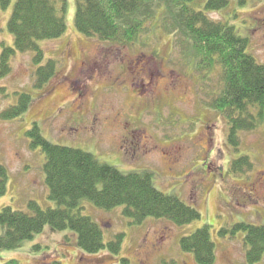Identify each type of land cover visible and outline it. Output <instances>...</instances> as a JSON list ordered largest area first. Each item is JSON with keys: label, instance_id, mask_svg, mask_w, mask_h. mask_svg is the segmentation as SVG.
<instances>
[{"label": "rangeland", "instance_id": "374dc122", "mask_svg": "<svg viewBox=\"0 0 264 264\" xmlns=\"http://www.w3.org/2000/svg\"><path fill=\"white\" fill-rule=\"evenodd\" d=\"M15 1L0 6V50L14 46L8 22ZM206 2L189 6L204 10ZM160 3L138 41L125 46L80 33L74 23L76 0H67L66 32L39 41L45 61H57L56 74L43 87L34 86L33 52L12 57V71L0 77V164L9 173L0 209L26 211L31 200L43 208L57 206L48 197L46 155L28 135L37 122L54 144L91 152L122 171H153L160 190L196 207L201 218L178 225L148 217L134 224L124 206L106 210L85 200L82 212L101 225L105 241L124 234L117 258L105 250L85 253L75 232L46 225L22 246L0 249V264L10 259L19 264H113L121 256L130 264H198L180 241L204 225L210 226L216 245L214 264H248L245 232L231 229L238 223L264 225V121L256 130L239 133V150L231 146L225 116L209 105L222 86L220 68L196 66L189 44L172 31V18ZM208 15L233 24L248 38V52L264 64V0H230L228 7ZM20 92L32 96L28 110L3 120L2 110L18 104ZM242 156L249 157L253 169L236 173L233 162Z\"/></svg>", "mask_w": 264, "mask_h": 264}, {"label": "trees", "instance_id": "16d2710c", "mask_svg": "<svg viewBox=\"0 0 264 264\" xmlns=\"http://www.w3.org/2000/svg\"><path fill=\"white\" fill-rule=\"evenodd\" d=\"M160 1L164 2L166 17L172 18V31H179L189 44L196 66L202 70L220 68L222 86L209 105L225 116L228 141L239 150V133L256 130L264 121V64L248 52V38L240 35L233 24L216 21L208 15L228 7L230 0H207L204 10L189 6L196 0H76L74 23L87 37L130 45L138 41ZM12 2L0 0V6L7 8ZM66 12L67 0H16L8 22V29L15 38L14 46H3L0 50V77L12 71L11 59L17 52H33V63L37 66L34 86L43 87L56 74L57 61L52 58L45 61L39 41L58 38L66 32ZM31 100L29 93L20 92L19 103L3 109L1 118L22 116ZM28 135L32 146L40 147L46 155L48 197L57 206L43 208L31 200L26 211L11 206L0 209L3 229L0 249L18 248L50 225L54 230L75 232L77 245L85 253L95 255L105 250L117 258L124 234L105 241L101 225L82 212L85 200L106 210L124 206L123 213L134 224H142L148 217L164 218L178 225L201 218L196 207L176 194L160 190L151 170L122 171L100 161L91 152L54 144L42 135L37 122ZM253 166L248 156H242L233 162L232 170L245 172ZM8 179V169L0 164V197L7 191ZM236 230L245 232L248 264L263 261L264 225L238 223L231 233ZM228 231L222 229L221 232ZM180 245L183 251L193 253L198 264L216 261V245L209 225L183 236ZM114 263L130 264V260L121 256ZM1 264H19V261L10 259Z\"/></svg>", "mask_w": 264, "mask_h": 264}]
</instances>
